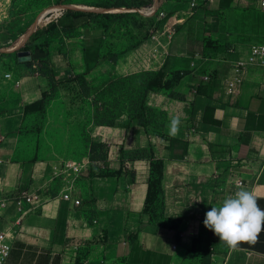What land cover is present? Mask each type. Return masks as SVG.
Listing matches in <instances>:
<instances>
[{
    "label": "crops",
    "instance_id": "obj_1",
    "mask_svg": "<svg viewBox=\"0 0 264 264\" xmlns=\"http://www.w3.org/2000/svg\"><path fill=\"white\" fill-rule=\"evenodd\" d=\"M261 1L153 0V7L144 6L142 13L163 12L161 32L116 62L100 50V40L94 39L98 31L90 33L92 38L61 43L62 55L41 45L32 49V59L50 57L55 74L65 78L81 73L89 77L94 68L103 78L114 79L164 66L169 73L184 74L160 134L146 130L138 119L96 127L95 137L104 138L108 151L99 166L109 174L77 179L72 198L81 201L79 207L62 199L63 182L60 186L46 174V164L24 166L18 153L25 106L48 92L47 79L28 68H6L21 85L6 84L0 96V197L29 190L41 198L37 207H26L6 264H69L71 252L98 235L103 242L91 244L90 252L93 256L95 247L103 252L98 264H264V232L255 243L234 249L203 224L205 213L233 195L238 182L254 189L264 208L263 69L247 67L242 82L228 92L235 62L246 60V50L264 41ZM4 15L0 46L8 43L11 48L0 50L12 57L32 33L16 43L10 36L4 43L10 32L9 24L1 21ZM206 42L228 50L218 58H204ZM172 117L181 122L175 136L168 134ZM153 160L164 162V178L156 202L144 212ZM172 222H178L176 228L170 227Z\"/></svg>",
    "mask_w": 264,
    "mask_h": 264
},
{
    "label": "rangeland",
    "instance_id": "obj_2",
    "mask_svg": "<svg viewBox=\"0 0 264 264\" xmlns=\"http://www.w3.org/2000/svg\"><path fill=\"white\" fill-rule=\"evenodd\" d=\"M133 1L134 0H0V15L5 14L1 21L6 24L8 23L9 28L11 25V28L13 27L14 29L11 33H5L6 39L4 43L10 40L9 37L13 36L12 33H14L16 37L14 38L15 43L24 37L27 38L29 34L32 33L33 27L42 23L45 25L54 23L59 28L74 24L76 26V36L87 35L92 38L93 36L90 35V33L92 31H98L99 34H97L94 39H99L100 43H102V41L106 42L102 50L104 53L110 49V43L114 45L113 48L115 50L122 51L127 46L146 35L150 36L148 40H146V42H149L153 36L158 33L161 26V22L156 19L150 24L142 18L128 20L123 17L113 18L111 16L115 13L121 14L130 12L139 13V15L144 16L142 13L144 7L140 10L138 8H130ZM58 6L73 7L89 13H108L109 15L102 18H91L90 16L86 17L78 14L69 15L67 13V8L56 10L55 8ZM148 12L147 14H151V11ZM91 23H93L92 26ZM26 27H28V30L25 32ZM129 30L132 31L131 34L128 32ZM72 40L73 39L51 40L50 49L47 52L51 53L50 51L52 50L62 55L63 50L61 43H70ZM263 42L261 41L258 44ZM7 44L0 46V49H10L11 45ZM249 50H246L247 55L249 54ZM17 51L18 50L15 49V52ZM240 52L245 54V50ZM215 54L216 53L207 50L204 58L215 56ZM1 61L4 63L2 64L3 67L0 68V75L3 79H6L4 78L6 73H8L5 71L6 68L13 67L17 70V67L15 62L10 60V56L5 57V59ZM15 70L13 69L12 71L15 72ZM94 71V74L87 77V80L92 84V89L90 91L83 88L78 81L72 80L73 78L71 75L65 78L57 74V78L64 82L58 84L54 89H48L43 110H34L30 112L23 126L18 153L22 162H24V166L30 167V165L36 161L43 162L44 165H47L46 174L53 175L55 182L59 184L63 182V179L68 175V173H66L69 169H67V165H80L84 163V169L89 171V175L86 177L93 176V171H90L93 166V160L90 157V142L98 132L95 126V124H97V116L100 117L104 112H108L110 116H113L116 110L114 109L116 105L112 104L113 94L109 93L108 89L109 86L118 79L103 78V76L100 75V71L95 68ZM17 79L16 77L14 79H6L5 83L0 81V96L4 94L6 84L8 85L9 83L16 86L15 82ZM137 82H139V79L134 81V83ZM116 96L118 97L119 95L116 94ZM174 98V94L170 97H150V103L155 101L157 106L160 107V110L162 109L163 112H166L170 109L172 103L175 102L176 99ZM124 100L123 105L125 106L130 104L136 105V103L130 101L127 96L124 97ZM179 109L176 108L177 112H175V114H180V112H178ZM127 110L122 116L116 119V125L123 120H125V122L131 120ZM160 114L159 124L162 125L163 123V125H165L169 118L164 113ZM104 121H106L105 118ZM69 173H71V171H69ZM73 192L74 188L70 191V194L72 195ZM71 202L74 204V199ZM102 242V235H98L96 241H90V243L86 244V246L79 251L71 252L72 254L69 255L68 260L69 264H90V260H92L93 264H98L104 257V254L103 252L99 253V247H95L94 245L95 248L93 252L96 253L93 256L90 255L93 249L91 244Z\"/></svg>",
    "mask_w": 264,
    "mask_h": 264
},
{
    "label": "trees",
    "instance_id": "obj_3",
    "mask_svg": "<svg viewBox=\"0 0 264 264\" xmlns=\"http://www.w3.org/2000/svg\"><path fill=\"white\" fill-rule=\"evenodd\" d=\"M153 7V0L149 1H140V0H134L130 6V8H138L139 10L142 9L144 6ZM151 5V6H150ZM67 13L69 15H81V16H90L91 18H102L105 16H108V13H89L84 10H78L73 7L67 8ZM113 18H127L128 20H136L137 18H142L143 20L148 21L150 24H152V21L159 20L161 22V26L163 21L166 20L165 18H160V12H157L153 16H141L139 13H115L111 15ZM98 20V19H97ZM91 22V21H89ZM93 22V19H92ZM93 23H91V26ZM160 26V27H161ZM30 28V26H29ZM100 28V27H99ZM28 30V27L25 28V32ZM76 26L74 24H70L68 26H63L59 28L56 24H39L35 31L30 35L28 40L18 49L17 52L11 53L13 57V62H15L17 68H28L32 72H39L41 76L47 79L49 83V89H54L58 84H61L64 81H60L53 68L50 57H46L43 59H32L28 62H19L17 59V54L20 51H29L31 52L32 49L36 45H41L46 51H49V47L51 44V40H64V39H74L78 36L75 35ZM13 27L11 28L10 25V32H13ZM130 34L132 33L131 30L128 31ZM158 32H161V28L158 30ZM14 36V33H12ZM150 36L146 35L145 37H142L139 40H136L133 44L127 46L124 50L118 51L113 48L114 45L111 43L110 49H108L106 53V57H110V60L112 62H116L117 58L121 55H127L131 50L136 48L138 45L143 43L144 41L148 40ZM14 38H16L14 36ZM15 40V39H14ZM63 42V41H61ZM104 45H106V42L102 41L100 43V50H103ZM207 50H211L212 52L216 53L214 58H218V56L228 50V47H218L213 46V44L207 43L205 46V52L206 54ZM102 53H104L102 51ZM10 56L6 53L2 52L0 50V61L5 59V57ZM10 57V59H12ZM207 58V57H206ZM211 58V57H209ZM11 69V68H10ZM87 73H81L77 74L75 76H72V80L78 81V83L88 91L92 89V84L87 80ZM184 77V74L182 72H172L169 73L166 69V66L162 67L158 71H147L144 73L134 74L127 77H123L121 79H118L116 82H114L112 85L109 86V93L113 94L112 104L116 105V109L114 111V115L110 116L108 112H104L98 119H96L95 126L96 127H114L116 126L115 122L116 119L122 116L124 112L127 110L128 116L131 120L138 119V121L141 123L144 128L150 132H157L155 134H160L165 129V125L159 124V115L160 113L166 114V112H163L162 109L160 110V107L157 106V103L154 101L153 103H150L151 99L150 97H157V96H167L170 97L174 94L175 89L180 85L182 79ZM139 82L134 83L135 80H138ZM48 92H44L43 96L40 100L27 104L24 109V115L25 118L29 115L30 112L34 110H43V106L46 103L45 97L47 96ZM116 94L119 96L117 97ZM128 97V99L136 105H123L124 97ZM175 97V94H174ZM176 98V97H175ZM125 101V100H124ZM37 107V108H36ZM104 118L106 121H104ZM112 120V121H111ZM111 121V122H109ZM164 136V135H163ZM162 137V135H161ZM139 155H142L144 153L139 152ZM151 154V153H149ZM90 157L93 160V167H95L93 174H99V176L108 175L109 173H106L104 170L100 169V162L106 161L108 157V151H107V143L104 140L102 136H96L94 139L90 142ZM95 165V166H94ZM151 167H152V174L153 178L150 179L149 182V190L148 195L146 199V204L144 208V212H150L152 206L157 200L159 191L162 186V180L164 178V162L161 160H153L151 161ZM170 227L176 228L178 222H172L169 223Z\"/></svg>",
    "mask_w": 264,
    "mask_h": 264
},
{
    "label": "built area",
    "instance_id": "obj_4",
    "mask_svg": "<svg viewBox=\"0 0 264 264\" xmlns=\"http://www.w3.org/2000/svg\"><path fill=\"white\" fill-rule=\"evenodd\" d=\"M193 6L197 5L195 2ZM261 9L264 12V0L261 1ZM166 15L160 12V18H165ZM201 58V56H196ZM247 67H260L264 69V42L261 44H255L250 47L249 54L246 60L237 61L233 68V80L229 82L228 92L232 93L237 84L242 82V75L245 73ZM6 79H13L11 73L5 75ZM209 76H204V80L208 81ZM15 85L19 87L21 82L16 80ZM68 177L63 179V188L61 189L62 199L66 202L73 201L70 191L73 190L74 184L81 176L89 175V171L84 169L85 164L67 165ZM71 171V173H69ZM69 178V179H68ZM237 185L242 186V182H238ZM41 202V198L37 192H30L29 190L18 191L17 194L11 197L0 199V264H6L8 258L12 252V244L15 235L17 234V228L20 226L23 217L28 213L27 206L34 208ZM74 205L79 207L81 201L79 199L74 200ZM11 216V217H10ZM13 216V218H12Z\"/></svg>",
    "mask_w": 264,
    "mask_h": 264
},
{
    "label": "clouds",
    "instance_id": "obj_5",
    "mask_svg": "<svg viewBox=\"0 0 264 264\" xmlns=\"http://www.w3.org/2000/svg\"><path fill=\"white\" fill-rule=\"evenodd\" d=\"M180 123L178 117L171 118L168 124L170 136L179 133ZM237 188L219 206H212L203 220L205 228L234 249L242 243H255L264 232V208L259 206L255 190L239 185Z\"/></svg>",
    "mask_w": 264,
    "mask_h": 264
},
{
    "label": "water",
    "instance_id": "obj_6",
    "mask_svg": "<svg viewBox=\"0 0 264 264\" xmlns=\"http://www.w3.org/2000/svg\"><path fill=\"white\" fill-rule=\"evenodd\" d=\"M64 8H68V7H63V6H58L56 7L55 9L57 10H61V9H64ZM123 11H126V10H123ZM37 28V25H35L32 29V33L35 31V29ZM21 47V46H20ZM19 47V48H20ZM18 61L19 62H28V61H31L32 60V56H31V52L29 51H20L18 52Z\"/></svg>",
    "mask_w": 264,
    "mask_h": 264
}]
</instances>
